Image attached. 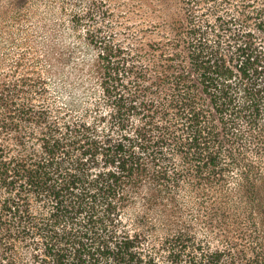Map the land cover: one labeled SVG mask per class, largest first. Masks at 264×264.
<instances>
[{"label": "trees", "instance_id": "16d2710c", "mask_svg": "<svg viewBox=\"0 0 264 264\" xmlns=\"http://www.w3.org/2000/svg\"><path fill=\"white\" fill-rule=\"evenodd\" d=\"M198 2L168 22L172 43L129 48L96 20L97 0L73 9L98 49L91 105L57 103L41 77L4 84L0 264L259 261L264 3L230 15ZM137 198L167 222H133ZM190 208L216 242L183 220Z\"/></svg>", "mask_w": 264, "mask_h": 264}, {"label": "rangeland", "instance_id": "374dc122", "mask_svg": "<svg viewBox=\"0 0 264 264\" xmlns=\"http://www.w3.org/2000/svg\"><path fill=\"white\" fill-rule=\"evenodd\" d=\"M92 1L0 0V95L4 84L14 85L18 81L27 85L41 77L57 103L80 101L82 107L91 105L98 97V74L91 72L97 64L98 49L87 41L84 28L74 29L70 25V12L85 11ZM189 1L192 0H97L101 9L96 20L106 25L115 41L126 48L140 43L170 44L173 31L167 24L181 17L185 12L182 6ZM219 3L223 13L230 10V15H239L243 5L251 10L264 0H199L201 8L197 13ZM143 201L137 198L127 212L133 222L144 215L150 219L148 225L154 217L160 218L162 224L167 222L162 218V210ZM190 210L193 212L187 211L183 220L193 224L200 237L210 234L216 242L201 221L203 216H198L197 209ZM258 217L257 239L262 256L254 264H264V208L259 210Z\"/></svg>", "mask_w": 264, "mask_h": 264}]
</instances>
